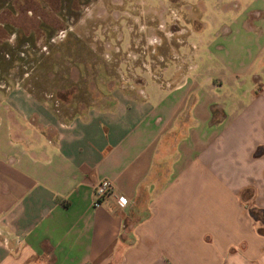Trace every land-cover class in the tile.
<instances>
[{"label":"crops","instance_id":"1","mask_svg":"<svg viewBox=\"0 0 264 264\" xmlns=\"http://www.w3.org/2000/svg\"><path fill=\"white\" fill-rule=\"evenodd\" d=\"M229 16L223 56L145 45L127 87L69 115L0 92V264H264V13Z\"/></svg>","mask_w":264,"mask_h":264},{"label":"rangeland","instance_id":"2","mask_svg":"<svg viewBox=\"0 0 264 264\" xmlns=\"http://www.w3.org/2000/svg\"><path fill=\"white\" fill-rule=\"evenodd\" d=\"M263 13L264 0H0V92L21 87L49 100L57 114L69 115L87 108L101 91L128 86L135 75L128 50L140 63L150 45L152 61L165 65L184 58L176 46L186 36L192 67L202 43L217 58L231 46L223 32L227 16L247 17L251 26ZM60 30L62 36L53 38ZM247 36L252 40L254 34L249 30ZM233 39L240 43L238 35ZM15 46L24 49L18 57Z\"/></svg>","mask_w":264,"mask_h":264},{"label":"built area","instance_id":"3","mask_svg":"<svg viewBox=\"0 0 264 264\" xmlns=\"http://www.w3.org/2000/svg\"><path fill=\"white\" fill-rule=\"evenodd\" d=\"M67 28L69 29L70 27H67ZM62 32H63V30L58 31L56 33V35H54L53 38H55V36L60 38L62 36ZM53 38H51V40H53ZM41 46H42L41 47L42 49L46 48V45H41ZM114 51H118V49L116 48ZM130 52H131V50H128L127 51V55L130 58L134 59L135 56L132 53H130ZM124 61H125V59H124ZM110 187H111L110 182L108 180H106V179H101L94 185V187H93V194L95 196V199L93 201V205L94 206H97L99 204V200L109 193ZM119 201L125 202V198L119 197Z\"/></svg>","mask_w":264,"mask_h":264},{"label":"trees","instance_id":"4","mask_svg":"<svg viewBox=\"0 0 264 264\" xmlns=\"http://www.w3.org/2000/svg\"><path fill=\"white\" fill-rule=\"evenodd\" d=\"M15 47L17 48V49H16V50H17V52H16V56L18 57V55L20 54V52H21V51H24V49H22V47L20 48L19 46H18V47L15 46ZM11 48H12V47H11ZM8 52L10 53V55L13 54V51H8ZM8 52H7V53H8ZM17 57H16L15 59H18ZM10 58H12V57L10 56Z\"/></svg>","mask_w":264,"mask_h":264}]
</instances>
